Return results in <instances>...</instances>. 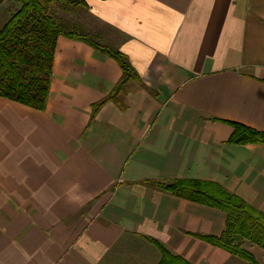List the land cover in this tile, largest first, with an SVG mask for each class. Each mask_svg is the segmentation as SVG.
<instances>
[{
	"label": "crops",
	"instance_id": "crops-1",
	"mask_svg": "<svg viewBox=\"0 0 264 264\" xmlns=\"http://www.w3.org/2000/svg\"><path fill=\"white\" fill-rule=\"evenodd\" d=\"M139 76L58 38L43 111L0 98V264H247L203 240L223 212L154 186L219 185L264 216V0H86Z\"/></svg>",
	"mask_w": 264,
	"mask_h": 264
},
{
	"label": "trees",
	"instance_id": "trees-1",
	"mask_svg": "<svg viewBox=\"0 0 264 264\" xmlns=\"http://www.w3.org/2000/svg\"><path fill=\"white\" fill-rule=\"evenodd\" d=\"M14 3L10 16L0 28V98L43 111L52 77V64L58 38L63 37L91 47L114 60L121 77L113 90L93 106L96 111L107 101L119 102L129 81L139 76L126 55L95 31L88 22L86 0H0V7ZM230 144H264V133L231 123ZM158 189L174 196L211 207L226 216L220 237H203L210 244L225 249L249 264H259L240 248L241 240L251 241L264 250V216L219 185L197 180L155 183ZM160 254L159 264H187L170 254L161 244L148 239Z\"/></svg>",
	"mask_w": 264,
	"mask_h": 264
},
{
	"label": "rangeland",
	"instance_id": "rangeland-1",
	"mask_svg": "<svg viewBox=\"0 0 264 264\" xmlns=\"http://www.w3.org/2000/svg\"><path fill=\"white\" fill-rule=\"evenodd\" d=\"M8 4L9 6L7 4H4L0 7V28L9 18V12H11L10 10L13 11V9L16 8V5L14 3L9 2ZM240 248L245 252H249L251 255H253V257L257 260L259 264H264V250L260 248L257 244L251 241L241 240ZM245 262L249 264L247 261Z\"/></svg>",
	"mask_w": 264,
	"mask_h": 264
}]
</instances>
